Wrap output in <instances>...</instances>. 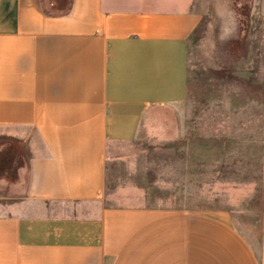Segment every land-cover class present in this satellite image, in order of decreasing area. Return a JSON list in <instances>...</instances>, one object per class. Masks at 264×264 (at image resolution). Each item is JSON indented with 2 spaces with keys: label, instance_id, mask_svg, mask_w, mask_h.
Instances as JSON below:
<instances>
[{
  "label": "crops",
  "instance_id": "1",
  "mask_svg": "<svg viewBox=\"0 0 264 264\" xmlns=\"http://www.w3.org/2000/svg\"><path fill=\"white\" fill-rule=\"evenodd\" d=\"M51 5L0 0V264H264L227 210L106 204L118 148L183 118L202 14L190 0Z\"/></svg>",
  "mask_w": 264,
  "mask_h": 264
},
{
  "label": "rangeland",
  "instance_id": "2",
  "mask_svg": "<svg viewBox=\"0 0 264 264\" xmlns=\"http://www.w3.org/2000/svg\"><path fill=\"white\" fill-rule=\"evenodd\" d=\"M254 2L190 0L203 23L189 41L183 118L174 112L157 133L118 148L106 204L227 210L263 256L264 19Z\"/></svg>",
  "mask_w": 264,
  "mask_h": 264
}]
</instances>
